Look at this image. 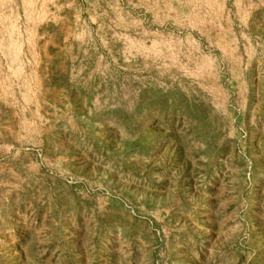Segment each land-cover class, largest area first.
<instances>
[{"label": "rangeland", "instance_id": "obj_1", "mask_svg": "<svg viewBox=\"0 0 264 264\" xmlns=\"http://www.w3.org/2000/svg\"><path fill=\"white\" fill-rule=\"evenodd\" d=\"M7 116L0 264H264V0H0Z\"/></svg>", "mask_w": 264, "mask_h": 264}, {"label": "bare ground", "instance_id": "obj_2", "mask_svg": "<svg viewBox=\"0 0 264 264\" xmlns=\"http://www.w3.org/2000/svg\"><path fill=\"white\" fill-rule=\"evenodd\" d=\"M142 33H146V32L143 31ZM151 40L154 42V39H151ZM152 41L150 43H152ZM155 46H156L155 47V54L160 56L163 48L158 43ZM11 119H12L11 116H7L4 120L5 124L0 125V139H7L6 137H9V135L11 134L10 128L12 126H17V127L22 128V129H28L30 127L27 124V122L24 121V119L23 120L22 119H14V121H12Z\"/></svg>", "mask_w": 264, "mask_h": 264}]
</instances>
